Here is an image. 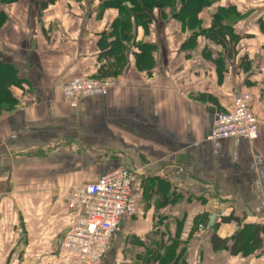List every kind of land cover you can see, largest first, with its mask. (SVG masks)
Instances as JSON below:
<instances>
[{"label": "crops", "instance_id": "crops-1", "mask_svg": "<svg viewBox=\"0 0 264 264\" xmlns=\"http://www.w3.org/2000/svg\"><path fill=\"white\" fill-rule=\"evenodd\" d=\"M42 2H0V264H75L61 244L82 212L66 199L117 168L143 172L138 212L103 264H154L169 247L166 264H264V231L231 253L247 227L264 228V0H215L194 29L156 9L116 52L117 9ZM219 9L221 42L206 37ZM104 75L118 87L71 107L70 80ZM246 93L258 138L210 140L215 114Z\"/></svg>", "mask_w": 264, "mask_h": 264}, {"label": "built area", "instance_id": "built-area-1", "mask_svg": "<svg viewBox=\"0 0 264 264\" xmlns=\"http://www.w3.org/2000/svg\"><path fill=\"white\" fill-rule=\"evenodd\" d=\"M117 87L118 82L113 78L77 76L63 87V94L75 108L81 99L90 95L106 97ZM251 102V95L241 94L235 98L232 112H217L209 139L256 140L260 123ZM142 175L140 169L117 168L95 183L76 186L70 191L66 206L71 211L80 210L82 215L66 233L61 246L76 255L75 264H103L110 243L120 230L121 220L138 212L139 188L135 186Z\"/></svg>", "mask_w": 264, "mask_h": 264}, {"label": "trees", "instance_id": "trees-1", "mask_svg": "<svg viewBox=\"0 0 264 264\" xmlns=\"http://www.w3.org/2000/svg\"><path fill=\"white\" fill-rule=\"evenodd\" d=\"M18 0H0L3 4H11L17 2ZM56 0H46V2H42V8H46L47 6L54 4ZM215 1V0H214ZM213 0H100L101 10L103 9H117L120 13V17L112 24L113 36L116 37V44L114 46V51L123 50L124 42H128L133 37L134 27H144L149 28L151 24L154 22V11L159 9L161 13L166 16L165 12L170 11V15H172L176 20L182 23L183 27H187L190 29H194L196 25L199 24L198 15L205 8L210 7ZM231 12V11H230ZM229 15V11L225 9H219L218 13L213 17V24L209 31L206 34V37L217 40L221 42L223 37H226L229 32L228 27H222L221 21H223ZM231 34L229 33V36ZM139 63V61H138ZM0 75V93L1 96H6V89L8 83V77L4 78L2 73H8L7 68H3ZM106 77H102L100 79L113 78L110 75H104ZM14 84V83H12ZM248 230L237 235L234 241V245L231 248L232 254H240L242 252H248L253 249V236L254 240L258 244L260 239L257 237L259 232H263L264 228H256V233L251 236L248 234ZM249 237L251 239H249ZM228 243L227 240H223L221 246H226ZM238 244V248L235 247ZM171 251L170 247L167 249L166 255H160L158 252L154 253L153 262L154 264H163L166 260L168 251ZM239 250V251H237Z\"/></svg>", "mask_w": 264, "mask_h": 264}, {"label": "rangeland", "instance_id": "rangeland-1", "mask_svg": "<svg viewBox=\"0 0 264 264\" xmlns=\"http://www.w3.org/2000/svg\"><path fill=\"white\" fill-rule=\"evenodd\" d=\"M213 1H214V0H213ZM99 3L101 4L100 0H99ZM5 20H6V18L2 16V17L0 18V23H1V22H4ZM113 79H115V78H113ZM115 80H116V79H115ZM247 229H249V228L247 227L246 230H247ZM249 230H250V229H249ZM248 234L251 236V233H250L249 231H248ZM249 239H251V238L249 237ZM163 264H166V260L163 262Z\"/></svg>", "mask_w": 264, "mask_h": 264}, {"label": "water", "instance_id": "water-1", "mask_svg": "<svg viewBox=\"0 0 264 264\" xmlns=\"http://www.w3.org/2000/svg\"><path fill=\"white\" fill-rule=\"evenodd\" d=\"M215 220H216V216L212 219L211 224H214Z\"/></svg>", "mask_w": 264, "mask_h": 264}]
</instances>
